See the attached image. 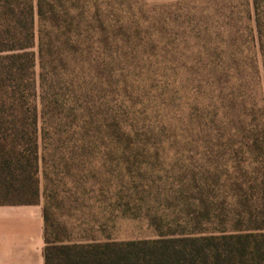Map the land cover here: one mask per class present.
<instances>
[{"label": "rangeland", "instance_id": "374dc122", "mask_svg": "<svg viewBox=\"0 0 264 264\" xmlns=\"http://www.w3.org/2000/svg\"><path fill=\"white\" fill-rule=\"evenodd\" d=\"M65 7L81 51L43 80L37 65L50 237H155L188 218L205 176L224 188L242 157L255 163L242 130L264 115L253 0Z\"/></svg>", "mask_w": 264, "mask_h": 264}, {"label": "trees", "instance_id": "16d2710c", "mask_svg": "<svg viewBox=\"0 0 264 264\" xmlns=\"http://www.w3.org/2000/svg\"><path fill=\"white\" fill-rule=\"evenodd\" d=\"M253 5L264 66V0ZM73 20L65 0H0V205L40 203L44 156L37 65L43 80L49 64L57 73L68 53L81 51L76 39L83 31ZM262 118L242 128L243 152L254 154L255 163L242 157L239 174L228 175L224 188L205 176L188 218L167 229L159 226L155 237L53 239L43 206L45 264H264Z\"/></svg>", "mask_w": 264, "mask_h": 264}, {"label": "crops", "instance_id": "0c3cea01", "mask_svg": "<svg viewBox=\"0 0 264 264\" xmlns=\"http://www.w3.org/2000/svg\"><path fill=\"white\" fill-rule=\"evenodd\" d=\"M42 204L0 205V264H45Z\"/></svg>", "mask_w": 264, "mask_h": 264}]
</instances>
